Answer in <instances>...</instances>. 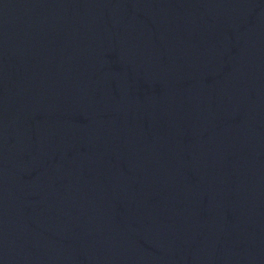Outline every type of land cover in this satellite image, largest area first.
<instances>
[{
    "label": "water",
    "instance_id": "water-1",
    "mask_svg": "<svg viewBox=\"0 0 264 264\" xmlns=\"http://www.w3.org/2000/svg\"><path fill=\"white\" fill-rule=\"evenodd\" d=\"M0 264H264V0H0Z\"/></svg>",
    "mask_w": 264,
    "mask_h": 264
}]
</instances>
